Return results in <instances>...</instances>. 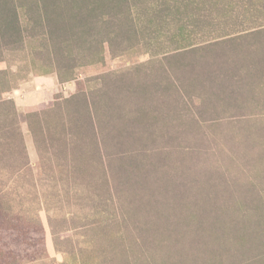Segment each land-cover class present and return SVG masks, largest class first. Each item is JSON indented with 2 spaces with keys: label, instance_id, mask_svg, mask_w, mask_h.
<instances>
[{
  "label": "rangeland",
  "instance_id": "rangeland-1",
  "mask_svg": "<svg viewBox=\"0 0 264 264\" xmlns=\"http://www.w3.org/2000/svg\"><path fill=\"white\" fill-rule=\"evenodd\" d=\"M0 264H264V0H0Z\"/></svg>",
  "mask_w": 264,
  "mask_h": 264
}]
</instances>
